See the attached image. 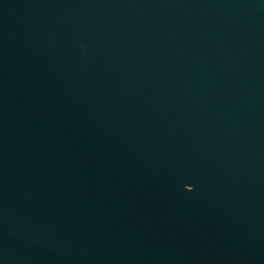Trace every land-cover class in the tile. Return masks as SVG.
<instances>
[{
    "label": "water",
    "instance_id": "water-1",
    "mask_svg": "<svg viewBox=\"0 0 264 264\" xmlns=\"http://www.w3.org/2000/svg\"><path fill=\"white\" fill-rule=\"evenodd\" d=\"M0 264H264V0H0Z\"/></svg>",
    "mask_w": 264,
    "mask_h": 264
}]
</instances>
